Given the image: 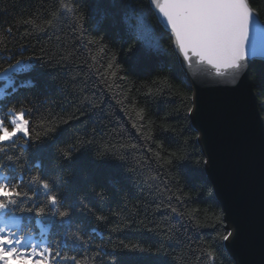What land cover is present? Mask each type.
Instances as JSON below:
<instances>
[{"label":"trees","instance_id":"trees-1","mask_svg":"<svg viewBox=\"0 0 264 264\" xmlns=\"http://www.w3.org/2000/svg\"><path fill=\"white\" fill-rule=\"evenodd\" d=\"M250 74L264 118V62ZM192 110L151 0H0V208L50 264H235Z\"/></svg>","mask_w":264,"mask_h":264},{"label":"water","instance_id":"water-1","mask_svg":"<svg viewBox=\"0 0 264 264\" xmlns=\"http://www.w3.org/2000/svg\"><path fill=\"white\" fill-rule=\"evenodd\" d=\"M193 90L191 121L235 264H264V118L250 69L264 21L248 0H151Z\"/></svg>","mask_w":264,"mask_h":264},{"label":"rangeland","instance_id":"rangeland-1","mask_svg":"<svg viewBox=\"0 0 264 264\" xmlns=\"http://www.w3.org/2000/svg\"><path fill=\"white\" fill-rule=\"evenodd\" d=\"M137 31H138V35L140 36V38L146 42L147 44H152V40L149 34V29L147 27V22L146 19L143 15L139 16V21L137 24ZM21 68V66L16 65L14 67L15 70H19ZM14 123H15V127L16 129L14 131H5L1 137L3 141H11L13 140L17 135L20 134H26V125L24 123V120L20 117V115H17L14 118ZM14 218H18L16 216H14ZM7 219H10L9 217H7Z\"/></svg>","mask_w":264,"mask_h":264}]
</instances>
